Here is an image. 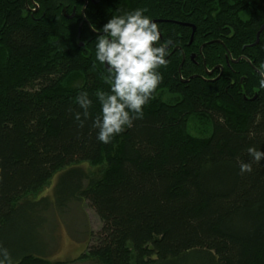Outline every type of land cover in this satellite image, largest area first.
<instances>
[{"label":"trees","instance_id":"1","mask_svg":"<svg viewBox=\"0 0 264 264\" xmlns=\"http://www.w3.org/2000/svg\"><path fill=\"white\" fill-rule=\"evenodd\" d=\"M137 8L174 46L142 117L102 144L95 92L110 84L96 38ZM262 60L264 0H0V245L14 264H73L23 240L73 201L102 223L84 264H264V162L247 153L264 150ZM60 173L54 201L39 199Z\"/></svg>","mask_w":264,"mask_h":264},{"label":"clouds","instance_id":"2","mask_svg":"<svg viewBox=\"0 0 264 264\" xmlns=\"http://www.w3.org/2000/svg\"><path fill=\"white\" fill-rule=\"evenodd\" d=\"M171 38L161 41L160 28L154 20L137 8L123 15L113 16L101 28L96 38L95 61L109 73L110 91L97 90L95 99L100 112L92 119L98 130L96 139L102 144L131 128L133 121L143 115V109L162 82L159 71L173 47ZM259 87L264 88V60L256 66ZM81 111L73 113L74 120L83 128L91 117L93 99L87 91L74 98ZM247 153L257 164L264 162V150L249 147ZM241 174L251 173L252 164L237 160ZM0 264H14L9 250L0 245Z\"/></svg>","mask_w":264,"mask_h":264},{"label":"rangeland","instance_id":"3","mask_svg":"<svg viewBox=\"0 0 264 264\" xmlns=\"http://www.w3.org/2000/svg\"><path fill=\"white\" fill-rule=\"evenodd\" d=\"M189 130L193 136H199L202 131L193 121L190 123ZM88 170L87 172H91L92 168ZM61 176L62 173L53 178L39 199L49 198L54 201ZM44 217L45 219L42 217L43 222L41 221L35 229L25 233L24 248L33 252L37 251L40 255L44 254L51 261L84 264V262H78V259L91 246L92 234L98 233L102 228L95 210L87 202L73 201L61 210L53 203ZM5 239L3 238L2 242Z\"/></svg>","mask_w":264,"mask_h":264},{"label":"water","instance_id":"4","mask_svg":"<svg viewBox=\"0 0 264 264\" xmlns=\"http://www.w3.org/2000/svg\"><path fill=\"white\" fill-rule=\"evenodd\" d=\"M64 13H66V10H64L63 11ZM75 17V10H74V15L71 17L72 19ZM194 28V27H193ZM195 31H196V29L194 28V33H195ZM193 41V38L191 39V42ZM234 63H238V61H234ZM221 68V70L223 71V68L222 67H220ZM215 70H217V69H215ZM213 72L214 71H212V72H209L208 70H207V73L209 74V75H212L213 74Z\"/></svg>","mask_w":264,"mask_h":264},{"label":"flooded vegetation","instance_id":"5","mask_svg":"<svg viewBox=\"0 0 264 264\" xmlns=\"http://www.w3.org/2000/svg\"><path fill=\"white\" fill-rule=\"evenodd\" d=\"M91 1H93L94 2V0H91ZM68 7H66L65 8V10L67 9ZM74 10H76V9H74ZM74 10H73V15H74ZM64 11V10H63ZM65 14V13H64ZM76 12H75V17H74V19L76 18ZM71 19V18H70ZM214 76V73L212 74V75H209V77H211L210 79H209V81H214V80H216L217 79V77H213Z\"/></svg>","mask_w":264,"mask_h":264},{"label":"bare ground","instance_id":"6","mask_svg":"<svg viewBox=\"0 0 264 264\" xmlns=\"http://www.w3.org/2000/svg\"><path fill=\"white\" fill-rule=\"evenodd\" d=\"M87 5V4H86Z\"/></svg>","mask_w":264,"mask_h":264}]
</instances>
